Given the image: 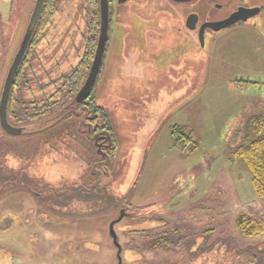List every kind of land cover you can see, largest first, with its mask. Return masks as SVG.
<instances>
[{"label": "rangeland", "instance_id": "1", "mask_svg": "<svg viewBox=\"0 0 264 264\" xmlns=\"http://www.w3.org/2000/svg\"><path fill=\"white\" fill-rule=\"evenodd\" d=\"M35 1L0 0V97ZM92 1H54L13 90L25 106L20 123L8 119L26 124L25 134L57 121L54 114L27 117L54 103L48 114L60 113L61 79L84 58ZM111 2L103 66L92 105H84L98 122L81 129L72 118L51 131L91 147L89 171L79 173L82 163L70 173V163L55 162L57 184L47 179L45 158L33 172L43 179L30 175L0 190V264H120L109 228L122 210L114 226L121 264H264V233L246 239L237 228L241 216L264 222V195L235 156L238 147L264 138V128L254 127L264 124V17L208 31L201 47L196 32L180 28L187 15L217 20L241 0ZM97 126L103 149L91 136ZM173 129L190 135L191 144L176 146ZM34 138L0 129V141L10 145L30 147ZM164 238L182 243L167 248Z\"/></svg>", "mask_w": 264, "mask_h": 264}, {"label": "trees", "instance_id": "2", "mask_svg": "<svg viewBox=\"0 0 264 264\" xmlns=\"http://www.w3.org/2000/svg\"><path fill=\"white\" fill-rule=\"evenodd\" d=\"M54 1L55 0L44 1L41 15L39 17L32 40L30 42V45L27 49V52L25 53L23 61L20 64L17 75L15 77V81L12 87V91L10 94L8 107H7V119L8 117L9 119L10 117H13L15 118L14 119L15 123H20L21 121L20 118H17L16 116H20L19 113L22 110L24 103L16 99L13 90L15 88L21 87L23 75L25 73L26 66L28 65L29 57L33 52V47L35 46L37 39L39 38V36H41V34L43 33L44 29L46 28V26L48 25L51 19ZM90 6L92 9V14L90 16L91 22L89 26V36L87 38L85 45V55L83 60L77 65V67H75L70 73H68V75L64 76L61 79L62 90H65L64 98L66 99V102H64L61 105V107H57V109H59L58 112L60 113H58L57 115H55L56 113L53 112L48 114L54 108L53 107V105L55 106L54 103L51 105H47V107L44 108V111L42 113L40 114L35 113L32 116L27 117V120L32 122L34 120H37L39 115L45 114V116H50L51 114H54L52 118L56 119L57 121L53 125L49 126L51 128L45 130L44 129L38 130L28 134H25L23 132L20 136H17V138L29 136L31 139L35 137L32 140V145L30 147L22 148L7 144L2 140L0 141V190L1 191H3V187L5 185H12L13 183H15V181L20 182L25 177H29V179H31L30 175H32L35 179H39L43 177L44 174L33 175V172L37 169L38 166H41V162H43L45 158H47V160L50 162V164H48L49 169L47 170V172L49 173V175L47 179L49 180L55 179L57 184L60 183L59 181L60 177H57L56 175H60V174L53 173L52 164H54L55 162L58 164H60L62 161L65 162L66 164L70 163L71 166L68 168L69 169L68 172L70 173L78 170L79 165L80 164L82 165V163L84 164V169L81 170L79 173H84L86 175V173L89 171L91 161L93 158L91 147L87 149L81 141L79 142L75 136H71L68 133H64V132L57 133L51 131L53 128L58 127L60 124H63V127L67 126L68 124L66 123H68L69 120L72 118H77L79 122L78 127H80L81 129L87 128L88 126H95L98 122L97 115L89 114L87 112L88 107L84 106L86 103H88L89 106L92 105L93 99L91 98V95L93 90L91 91L90 95L83 103L76 104L74 102L75 96L80 91V89L82 88V86L84 85L87 79L98 41L99 19H100L99 0H93ZM14 106H16V108L18 107L19 109L14 111L13 109ZM49 119H47V121ZM47 121H41L40 123L43 124L46 123ZM31 124H35V122ZM15 127H26V124L25 125L18 124L15 125ZM254 127H256V130L258 132H261L262 129L264 128V124H260L259 126L256 125ZM96 128L99 127L97 126ZM1 132L5 136H8L2 130ZM61 135L62 138L64 136V138H66L65 140L69 143L65 144L64 143L65 141L62 140L60 137ZM171 135L175 140L176 146L181 145L184 149L191 144V136L183 134L179 129H173ZM72 145L76 146L75 148H77V152L75 151V148L73 149ZM114 150L115 148L111 150L112 151L111 153H113ZM63 153H66L67 156L62 158V160H57L58 157L61 156ZM235 156L242 160V162L246 165L247 169L251 173L252 176L251 181L254 189L257 190L260 194L264 195V138L260 140H256L254 142H250L245 146L238 147ZM68 182L69 181L66 182L64 181V183H68ZM68 184H70L68 186L69 191H75V192L79 191L76 187L71 185V182ZM78 198L86 199L85 197H78ZM237 228L243 238L256 239L261 237L264 233V222L258 221L253 217L241 216L237 220ZM181 241H182L181 238L178 239L164 238L162 240V243L163 246L169 248L173 246H179L182 243Z\"/></svg>", "mask_w": 264, "mask_h": 264}, {"label": "water", "instance_id": "3", "mask_svg": "<svg viewBox=\"0 0 264 264\" xmlns=\"http://www.w3.org/2000/svg\"><path fill=\"white\" fill-rule=\"evenodd\" d=\"M44 1L45 0L35 1L34 8L29 19V23L27 25V28L19 45L18 51L14 56V59L9 67V70L7 72L4 81V85L0 97V129L5 134L10 136H20L25 129L24 127H14L10 125L7 119V107H8V102L12 91V87L15 81V77L17 75L20 64L23 61L25 53L27 52L30 42L32 40L39 17L41 15ZM173 1L176 3H187V2H192L194 0H173ZM257 11H258L257 9L239 8L236 12H234L228 18L222 21L203 23L199 29V36H198L200 46L202 47L204 45V33L206 29H209L214 33L220 32L222 30L232 27L233 25L239 22H246L248 19L255 16L257 14ZM99 14H100V19H99V34H98L97 46L95 49L93 61L87 79L84 85L82 86V88L80 89V91L77 93V95L74 98V102L76 104H81L88 98L91 91L93 90V87L96 83V80L98 78V75L102 67L104 53L108 41V32H109V0H99ZM197 22H198L197 15L190 14L186 19V27L189 30H193L195 29ZM124 215L125 212L122 210L120 212L119 217L110 224V228H109V233L113 239V243L116 247H118L117 258L120 264H121L120 246L117 243V236L114 232V226L123 219Z\"/></svg>", "mask_w": 264, "mask_h": 264}, {"label": "flooded vegetation", "instance_id": "4", "mask_svg": "<svg viewBox=\"0 0 264 264\" xmlns=\"http://www.w3.org/2000/svg\"><path fill=\"white\" fill-rule=\"evenodd\" d=\"M113 1V0H112ZM128 0H117V2H118V4L120 3V4H123V3H125V2H127ZM173 1V0H172ZM174 2V1H173ZM193 2V1H192ZM247 2V0H241V4H239V5H237V6H235L232 10H231V12L227 15V16H225V17H223V18H220V19H217V20H207V21H204V22H202V23H199V20H198V22H197V24H196V27H195V29H193V30H189L187 27H186V19H187V17L190 15V14H192V13H190V14H188L187 15V17L185 18V22H183V24L180 26V28H181V30H184V31H186L187 33H189V32H196L197 33V39H198V36H199V29H200V27H201V25L203 24V23H205V22H213V21H222V20H224V19H226V18H228L231 14H233L234 12H236L239 8H246V9H257L258 11H257V14L255 15V16H253L252 18H250V19H248L246 22H239V23H237V24H235V25H233V26H236V25H239V24H245V23H247V22H250V21H253V20H257V19H259V18H261V17H264V0H251V2H253L252 4H247L246 3ZM112 2H111V0H109V5L111 4ZM175 4H177V5H185V4H190L191 2H187V3H176V2H174ZM215 7H216V9H222V6L221 5H215ZM194 14V13H193ZM255 22V21H254ZM199 23V24H198ZM232 26V27H233ZM208 31H210L209 29H206L205 30V33H204V36L207 34V32ZM211 32V31H210ZM221 32V31H220ZM213 33V32H212ZM184 35H185V33H184ZM189 35V34H188ZM188 35L186 34L185 36H187L188 37ZM198 41H199V39H198ZM9 122V121H8ZM10 123V122H9ZM10 125H12L11 123H10ZM13 126V125H12ZM15 127V126H14ZM89 128H91L90 126H88L86 129H89ZM92 137H94L95 136V138H92L93 140H94V142H95V145L98 147V148H105L107 145H106V140H105V137H104V134H103V131L102 130H99L98 128H96L95 127V129H94V132L92 133V135H91Z\"/></svg>", "mask_w": 264, "mask_h": 264}]
</instances>
